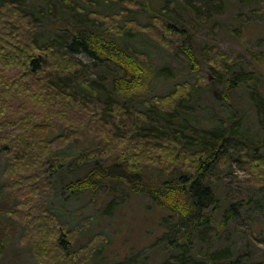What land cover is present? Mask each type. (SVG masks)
Returning a JSON list of instances; mask_svg holds the SVG:
<instances>
[{
  "label": "trees",
  "instance_id": "16d2710c",
  "mask_svg": "<svg viewBox=\"0 0 264 264\" xmlns=\"http://www.w3.org/2000/svg\"><path fill=\"white\" fill-rule=\"evenodd\" d=\"M63 1L68 7L80 10L73 0ZM123 2L125 9L113 14L80 10L78 14H82L85 20L80 24H72L65 17L47 21L44 30L56 32L57 37L41 44V26L36 19L37 7L33 5V9L23 8L17 0H0V154L7 158L4 175L10 180L8 187L13 192L22 193V189L28 188L32 196L39 198L41 205L39 215L29 222L18 209L19 206L10 200L0 201V256L8 232L3 215L11 220L20 218L18 220L25 225L30 236L34 227L38 226L28 243L41 263L49 261L45 254L40 255L41 247L45 249L48 244H56L58 249L67 253L74 250L70 223L62 222L49 208L48 199L58 193L57 177L71 162L69 159L63 160V155H66L65 150L75 141L83 148L73 163H87L94 159V164L82 176L70 182L58 179L62 191L74 195L90 194L94 198L102 187H108L112 192L116 186L122 188V185L127 184L137 194L148 196L155 205L185 222V242L182 245L180 241L170 243L172 246L181 245L184 254L187 248L196 249L194 234L197 229L216 223L217 212L222 209V199L219 187L214 184L215 171L229 159L232 145L243 143V147L234 148L240 154L239 159L244 165L249 164L252 170L264 173V140L250 143L242 137L239 134L241 120L238 117L233 118L221 134L207 133L209 142L195 152L190 150L188 136L183 130L160 131L158 128L144 126L146 114L125 101L123 94L133 91L143 80L148 81L153 75L167 76L174 71L167 66L161 72L156 69L151 74L149 68L153 66L148 55L129 49L119 38L130 30L145 33L165 47L175 49V39L183 36V44L187 46L183 53L190 57L191 73H197L198 68L205 63L195 52L197 47L194 35L164 14L156 15L152 23L146 25L132 19L125 26H118L117 18L120 20L124 13L137 11L136 8L141 5L137 0ZM261 2L259 10L264 11V0ZM47 3L48 9H55L53 0H47ZM2 20L7 23L8 32H3ZM210 52L212 69L220 77L227 76L225 84L230 95L260 81L255 71L233 70L235 61L232 56L222 55L215 48ZM81 54L91 59L96 66L115 69L111 75L113 87L109 91L107 109L102 108L99 95H92L89 99L65 81L74 77L87 90L99 92L100 89L89 78L88 64L79 57ZM13 66L23 69L19 79H9L5 75V70L9 69L10 72ZM28 79L45 87L48 94L44 96L40 93L32 99L34 92L31 87L23 85V80L27 82ZM21 80L22 83H19ZM202 80L197 76L193 84L178 85L169 95L154 97V105L169 116L170 122L179 124V106L190 98L193 86H203ZM261 87L264 91V82ZM225 91L213 87L215 97L222 101L228 98ZM27 98L32 99L36 112L21 107L15 118L4 112L6 106L16 99L22 101ZM56 123L61 125L63 132L50 139L48 135ZM88 144L101 149L102 154L96 151L90 153L84 147ZM250 150L255 155H249ZM100 155L110 159L103 160ZM147 166L158 167L164 175L152 176ZM12 191L11 197L14 196ZM240 206L231 203L223 208L221 214L224 223L238 216ZM48 222L50 227H47ZM98 237L92 235L90 238L88 249L85 248L89 254L94 253L97 243L95 238ZM227 253H213L204 263L198 264H250L241 255L231 257ZM222 254L228 258H221ZM82 261L86 263L87 259Z\"/></svg>",
  "mask_w": 264,
  "mask_h": 264
},
{
  "label": "rangeland",
  "instance_id": "374dc122",
  "mask_svg": "<svg viewBox=\"0 0 264 264\" xmlns=\"http://www.w3.org/2000/svg\"><path fill=\"white\" fill-rule=\"evenodd\" d=\"M17 1L23 8L33 9V5L37 7L36 19L41 26V44L51 42L57 37L56 32L44 30L45 23L49 20L56 21L65 17L72 24H80L85 21L84 16L78 14L80 10L113 14L125 9L123 0H73L79 11L68 7L63 0H53V10L48 9L47 0ZM137 1L141 4L136 8L138 10L124 13L120 20L117 18L118 26L123 27L132 19L146 25L152 23L156 15L164 14L168 19L171 18L185 26L190 34L194 35L197 47L195 52L205 63L198 68V75L191 73L190 57L183 53L187 48L183 44V36L175 39V49L165 47L145 33H134L130 30L119 38L129 49L148 55L147 58L153 66L149 68L151 74L155 73L156 69L161 72V69L167 66L174 71L167 76L153 75L148 81L143 80L133 91L123 94L125 101L146 114L144 126L158 128L160 131L183 130L188 136V145L192 152L209 142L207 133L221 134L227 124L236 117L241 120L239 134L242 137L250 143L264 140V91L261 87L264 82V11L259 10L262 0ZM88 22L92 25V22ZM1 27L3 32L9 31L7 23L3 20ZM212 48L222 55L232 56L235 61L233 70L255 71L260 81L256 85L248 86L246 90L238 89L230 95L225 84L227 76L220 77L210 64ZM79 57L88 64L89 78L93 80L94 86L100 89L99 92L87 90L85 85L82 86L80 80L74 77L65 81L68 86L84 93L89 99L92 95H99L102 108L107 109L109 91L113 87L111 75L115 73L114 67L96 66L84 54ZM21 73L23 69L20 67L13 66L10 72L9 69L5 70L9 79H19ZM197 76L203 79V86H193L190 98L179 106V124L170 122L169 116L156 108L153 98L169 95L178 85L193 84ZM23 81V85L30 86L34 92L32 99L40 93L45 96L49 92L32 80ZM30 82L31 85L28 84ZM19 83H22V80ZM213 85L223 91L226 89L228 98L226 97L225 101L215 97ZM32 99H16L6 106L4 112L15 118L19 115L21 107L35 111ZM163 109L168 110L164 107ZM52 128L48 135L50 139L63 132L58 123ZM242 144L236 146L243 147ZM236 146L232 145L229 159L215 171L214 184L219 187L222 199V209L217 212L216 223L197 229L194 234L196 249L187 248L184 254L181 245L185 242V222L155 205L148 196L137 194L127 184L122 185V188L116 186L112 192L108 187H102L94 198L90 194L74 195L62 191L58 179L70 182L82 176L94 164V159L87 163H73L83 148L75 141L65 150L66 155L63 156L66 159L61 158L71 162L57 177L58 193L48 199L49 208L62 222L70 223L71 244L75 247L74 250L67 253L58 249L56 244H48L45 249L40 245V255L45 254V257L49 258L47 263H41L28 243L29 237L34 236L38 226L34 227L30 236L25 225L18 220L20 218L11 220L3 215L8 232L0 264H198L204 263L213 253L223 251H228L231 257L241 255L250 264H264V173L252 170L249 164L244 165L238 157L240 154L234 149ZM84 147L90 153L96 151L102 154L101 149L89 144ZM249 155L255 154L250 150ZM99 157L103 160L110 159L105 155ZM6 163L7 158L0 154V201L10 200L15 206H19L18 209L27 217L26 221L30 222L40 213V200L37 196H32L28 188L22 189V193H16L8 187L10 180L4 175ZM147 171L154 177L164 175L158 167L147 166ZM11 191L14 194L12 197ZM231 203L241 204V210L237 217L224 223L221 213L223 208ZM47 225L51 226L49 222ZM82 228L85 229L80 232ZM92 235L100 237L95 238V251L89 254V250L85 251V248ZM54 241L59 243L57 238H54ZM172 241H180L181 245L172 246ZM221 258L228 256L222 254ZM84 259H87L86 263L82 261Z\"/></svg>",
  "mask_w": 264,
  "mask_h": 264
}]
</instances>
